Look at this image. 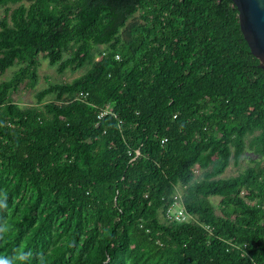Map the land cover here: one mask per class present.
Returning <instances> with one entry per match:
<instances>
[{
	"label": "trees",
	"instance_id": "obj_1",
	"mask_svg": "<svg viewBox=\"0 0 264 264\" xmlns=\"http://www.w3.org/2000/svg\"><path fill=\"white\" fill-rule=\"evenodd\" d=\"M0 9V264H264V70L231 0ZM41 59L84 72L21 106Z\"/></svg>",
	"mask_w": 264,
	"mask_h": 264
},
{
	"label": "water",
	"instance_id": "obj_2",
	"mask_svg": "<svg viewBox=\"0 0 264 264\" xmlns=\"http://www.w3.org/2000/svg\"><path fill=\"white\" fill-rule=\"evenodd\" d=\"M237 8L241 31L264 70V0H231Z\"/></svg>",
	"mask_w": 264,
	"mask_h": 264
},
{
	"label": "rangeland",
	"instance_id": "obj_3",
	"mask_svg": "<svg viewBox=\"0 0 264 264\" xmlns=\"http://www.w3.org/2000/svg\"><path fill=\"white\" fill-rule=\"evenodd\" d=\"M2 13V9H0V14ZM15 67L9 68L4 74L0 75V80L2 79H7L8 77L11 76L12 71L14 70ZM84 72V68L83 69H78L76 71H70V70H66L65 73L63 75H60L55 66H50L48 65L47 60H42L40 61L39 67H38V81L34 87V89L32 90H22L19 93H17L15 95V100L16 102L21 105V106H28V105H32L35 104L36 99H35V93L46 87L48 85L49 82H54V81H58L60 79H64V80H71L74 77L79 76L80 74H82ZM251 155L249 153H246L241 161L239 162L238 166L235 167L233 165H230L227 167V169L225 170L224 175H228L231 173H235L236 170L238 168H242L244 165L247 164V162L249 161V157ZM183 190V187H178V192L181 193ZM210 200L212 201L213 204H217L219 197L214 196L211 197Z\"/></svg>",
	"mask_w": 264,
	"mask_h": 264
},
{
	"label": "built area",
	"instance_id": "obj_4",
	"mask_svg": "<svg viewBox=\"0 0 264 264\" xmlns=\"http://www.w3.org/2000/svg\"><path fill=\"white\" fill-rule=\"evenodd\" d=\"M101 115H103V113H101ZM181 199V193L176 191V194L173 196V202L169 205L166 211L167 217L174 219L176 222H185L191 218L190 214L186 212Z\"/></svg>",
	"mask_w": 264,
	"mask_h": 264
}]
</instances>
